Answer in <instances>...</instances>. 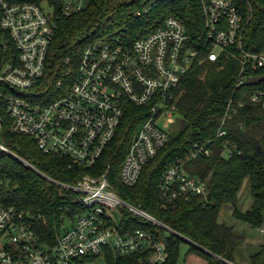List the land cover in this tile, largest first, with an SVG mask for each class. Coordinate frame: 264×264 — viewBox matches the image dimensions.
Listing matches in <instances>:
<instances>
[{
  "label": "trees",
  "instance_id": "trees-1",
  "mask_svg": "<svg viewBox=\"0 0 264 264\" xmlns=\"http://www.w3.org/2000/svg\"><path fill=\"white\" fill-rule=\"evenodd\" d=\"M3 1L9 5L53 7L56 27L47 58L50 81L63 77L69 68L76 72L93 36H117L131 45L168 17L184 24L199 57L177 90L176 115L181 127L169 135L165 147L146 164L136 185L128 187L118 178L119 167L141 124L138 113L145 110L130 107L116 138L94 169L72 166L47 155L31 138L12 134L10 128L3 127L0 144L14 156L0 149V204L23 213L41 243L53 246L62 229L84 210L74 203L75 195L61 191L44 176L75 184L86 175L99 176L108 171L114 188L125 201L173 231L124 211V232L146 231L156 239H164L169 254L166 264L178 263L183 244L189 245L187 256L197 255L205 264H264V235L258 244L250 245L246 232L249 228H264V102H253L255 94L264 92V67L243 66L244 53L264 56V0H234L244 19L242 43L222 52L215 62L208 59L212 49L204 37L205 16L199 0H162L152 7H143L139 0H88L82 12L71 16L62 13L60 0ZM2 15L0 6V21ZM17 61L18 51L12 39L0 27V66ZM230 104L231 118L226 119ZM224 120L227 125L222 127ZM224 128L227 135L217 139ZM196 145L208 147L210 155L189 162L186 170L206 184V191L168 202L160 189L164 176ZM245 182L252 197L246 211L241 209L239 198ZM226 206L231 207L237 221L245 224L243 230L220 222ZM243 247L247 257L240 253ZM141 257L116 256L113 264H140Z\"/></svg>",
  "mask_w": 264,
  "mask_h": 264
},
{
  "label": "built area",
  "instance_id": "built-area-1",
  "mask_svg": "<svg viewBox=\"0 0 264 264\" xmlns=\"http://www.w3.org/2000/svg\"><path fill=\"white\" fill-rule=\"evenodd\" d=\"M60 1L62 13L71 16L82 12L88 0ZM139 1L143 7H152L162 0ZM199 1L205 16L204 37L212 49L208 59L215 62L222 52L241 45L244 19L234 0ZM0 6V27L18 51L17 62L0 66V131L5 115L10 132L31 138L41 152L72 166L94 169L129 108L145 109L138 113L141 124L122 168L123 183L136 185L146 164L167 144L170 134L160 121L177 116V90L198 61L199 52L191 45L184 24L168 17L131 45L117 36L90 39L76 72L69 68L63 77L50 81L47 58L56 27L53 7L9 5L3 0ZM243 58V66L264 67L262 55L244 53ZM253 102L263 103L264 92L255 94ZM231 111L230 104L226 119L231 118ZM226 135L224 128L217 139ZM0 149L13 155L1 144ZM209 155L208 147L196 145L185 160L167 170L160 189L168 202L205 193L206 184L192 177L186 164ZM44 177L75 195L74 203L84 212L49 246L41 243L23 213L0 204V264H113L116 256L134 255L143 257L140 264H166L169 254L164 239L146 231L124 232V211L173 231L125 201L110 182L108 171L86 175L75 184ZM258 232L264 235V228Z\"/></svg>",
  "mask_w": 264,
  "mask_h": 264
},
{
  "label": "rangeland",
  "instance_id": "rangeland-1",
  "mask_svg": "<svg viewBox=\"0 0 264 264\" xmlns=\"http://www.w3.org/2000/svg\"><path fill=\"white\" fill-rule=\"evenodd\" d=\"M46 9L48 10V7H46ZM101 33V32H100ZM115 33H118V30L115 31ZM95 36H93L90 39H93ZM63 93L59 92L58 95L62 96ZM4 120H5V125L4 127L6 128H10V124L7 121V117L4 115ZM161 125L163 126V128L165 130H168L169 134H173L174 132H177L180 127H181V119L176 116L173 120L167 122L166 120H161L160 121ZM25 164L30 167V164L26 163ZM123 164L122 163L119 167V173H118V178L119 181L122 183V168H123ZM29 167V168H30ZM34 168V167H33ZM111 182V179H110ZM112 183V182H111ZM113 184V183H112ZM240 198V205H241V209L246 211L248 210L251 205H252V197L250 194V189H249V185L247 182L244 183V186L240 192L239 195ZM220 222L226 223L228 225L234 226L236 229L238 230H243L245 228V224H242L241 222L237 221L233 215H232V209L230 206H226L220 216ZM70 224L66 225L65 228L69 227ZM246 232L248 234V242L249 244H258V241L260 240L261 235L259 234V232L257 230H253V229H246ZM189 250V245L183 244L181 247V254H180V258L177 264H205V262L199 258L197 255H189L187 256V252ZM243 256L247 257V251L246 249H244V247L242 248L241 252Z\"/></svg>",
  "mask_w": 264,
  "mask_h": 264
},
{
  "label": "water",
  "instance_id": "water-1",
  "mask_svg": "<svg viewBox=\"0 0 264 264\" xmlns=\"http://www.w3.org/2000/svg\"><path fill=\"white\" fill-rule=\"evenodd\" d=\"M30 167V166H29ZM31 168V167H30ZM33 169V168H32Z\"/></svg>",
  "mask_w": 264,
  "mask_h": 264
}]
</instances>
